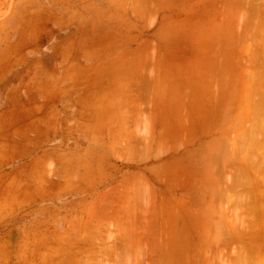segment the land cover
Masks as SVG:
<instances>
[{"label": "rangeland", "instance_id": "obj_1", "mask_svg": "<svg viewBox=\"0 0 264 264\" xmlns=\"http://www.w3.org/2000/svg\"><path fill=\"white\" fill-rule=\"evenodd\" d=\"M204 34L236 47L232 129L211 103L175 135L150 80L203 65ZM117 65L89 137L75 98ZM0 264H264V0H0Z\"/></svg>", "mask_w": 264, "mask_h": 264}, {"label": "crops", "instance_id": "obj_2", "mask_svg": "<svg viewBox=\"0 0 264 264\" xmlns=\"http://www.w3.org/2000/svg\"><path fill=\"white\" fill-rule=\"evenodd\" d=\"M203 42L205 51V62L203 65L195 63L192 64L194 69H178L175 67L174 58H165V62L156 64L155 75L150 80V87L155 92L157 91L156 95L152 97L155 106H157L156 109L160 112V125H167V122L174 125L173 133L175 135L178 134L177 129L179 126L181 130H185L186 137L195 135L196 132L193 130L199 129L198 125L201 122H196V120L203 117V113L206 112V108L210 107L211 103L216 106L218 103H223L225 107L220 111L213 107V117L201 119L203 126L211 128L218 125L219 130H221V136H227L232 129V121L229 120L231 118L232 105L233 103L237 104L239 88L242 85L237 80V69L232 67L233 64L237 66L236 63H233L234 59L232 60V55L237 54L236 47H232V38L227 34L221 38L216 34L215 36L204 34ZM222 49L223 53H219L222 52ZM136 51L139 52L140 50L134 49V52ZM219 54L223 57H217ZM214 59L219 62L217 68H212L209 63L211 60L214 61ZM187 60H190V57H186L185 61ZM115 68L112 67L110 70L100 68L96 70V72H101L102 74L92 75L90 80H87L84 100L77 96L75 98L76 101L79 100L87 105L86 118L90 125H88L86 133L89 137L106 134L104 121L111 117V112H109V108H102L101 105L121 103L124 97L121 91V84L124 83L123 78H125L124 73L126 70L123 67L121 69V65L118 66V69ZM3 70L1 69V73L4 72ZM133 72V77L141 81L144 76L142 70L134 69ZM105 73H110V75L106 76ZM106 77L107 80L105 81ZM217 81H221L217 84L218 86L215 83ZM245 87H248L247 82ZM140 89H142V86H140ZM136 96L141 98L142 95L141 93L140 95L135 94L134 98ZM181 105L183 112L180 116L177 115L176 120L173 115L177 113ZM179 117L181 123L177 127L175 124L179 123ZM209 120L211 124L213 123L212 125H210ZM95 121H98L96 126H94ZM162 135H164V132Z\"/></svg>", "mask_w": 264, "mask_h": 264}]
</instances>
